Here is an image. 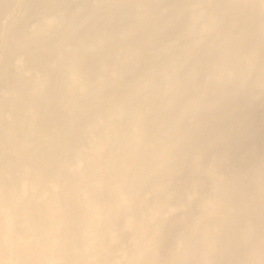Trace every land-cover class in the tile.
Wrapping results in <instances>:
<instances>
[{"label": "bare ground", "instance_id": "1", "mask_svg": "<svg viewBox=\"0 0 264 264\" xmlns=\"http://www.w3.org/2000/svg\"><path fill=\"white\" fill-rule=\"evenodd\" d=\"M0 264H264V0H0Z\"/></svg>", "mask_w": 264, "mask_h": 264}]
</instances>
